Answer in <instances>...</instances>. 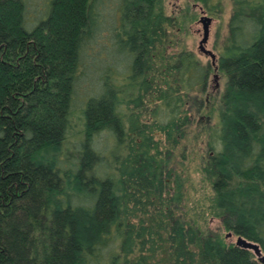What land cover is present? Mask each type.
<instances>
[{
    "label": "trees",
    "instance_id": "1",
    "mask_svg": "<svg viewBox=\"0 0 264 264\" xmlns=\"http://www.w3.org/2000/svg\"><path fill=\"white\" fill-rule=\"evenodd\" d=\"M231 2L202 171L224 229L264 252V0ZM179 17L166 0H0V264H262L163 199L151 132L181 135L215 70L181 48Z\"/></svg>",
    "mask_w": 264,
    "mask_h": 264
},
{
    "label": "rangeland",
    "instance_id": "2",
    "mask_svg": "<svg viewBox=\"0 0 264 264\" xmlns=\"http://www.w3.org/2000/svg\"><path fill=\"white\" fill-rule=\"evenodd\" d=\"M221 6L222 10L212 15L202 5L191 0H166L167 13L179 15L182 21H185L182 25L184 29L181 31L177 27L174 32L177 40L179 38L181 40V48L184 47L193 52L205 64H211V60L199 50V43L203 37V25L200 23V18L203 14L213 18L208 48L218 56L228 37V23L233 9L231 0H221ZM184 14L187 15V20L183 19ZM113 51L110 56L115 59L117 53L114 49ZM90 59V56H87L86 63H89ZM84 81L79 85L81 99L82 96H90L93 92L87 90L88 84L86 80ZM225 83L226 79L218 70H213L209 77L207 92L193 94L184 102V112L181 116L188 119L189 123L182 129V134L179 135L180 132L175 130L168 139L165 133L153 129L151 135L153 145L157 146L159 158L162 161L160 174L166 179L168 186L163 199H175L171 205L174 218L191 224L196 223L200 229L220 234L228 242L235 243L237 237H227L229 232L224 229L222 220L212 213L213 190L202 171L207 152V129L218 122L220 96ZM195 99H199L200 102L204 100L203 104L200 105ZM83 102H77L80 106L75 108L72 117L71 138L74 136L72 133H76L82 127L83 120L79 108ZM153 109H155L154 105H149L145 111L144 116L146 115L149 121L155 120V115L151 114Z\"/></svg>",
    "mask_w": 264,
    "mask_h": 264
},
{
    "label": "water",
    "instance_id": "3",
    "mask_svg": "<svg viewBox=\"0 0 264 264\" xmlns=\"http://www.w3.org/2000/svg\"><path fill=\"white\" fill-rule=\"evenodd\" d=\"M212 22H213V18L205 14H203L202 17L200 18V23L203 25V37L199 43V50L201 54L210 58L211 64L217 70V60H218L217 54L208 48ZM232 236L233 234L231 232H229L227 235V237H232ZM235 244L242 248L251 250L257 256L258 260L262 264H264V252L257 243L248 240L242 236H238Z\"/></svg>",
    "mask_w": 264,
    "mask_h": 264
}]
</instances>
